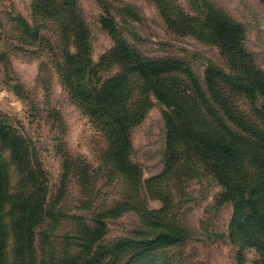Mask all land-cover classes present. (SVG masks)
<instances>
[{
	"label": "rangeland",
	"instance_id": "obj_1",
	"mask_svg": "<svg viewBox=\"0 0 264 264\" xmlns=\"http://www.w3.org/2000/svg\"><path fill=\"white\" fill-rule=\"evenodd\" d=\"M54 1H48L52 12ZM211 1L242 26L243 48L264 70V0ZM79 4L91 30L89 57L99 66V76L111 80L121 70L116 43L100 23L105 12L95 0ZM126 4L143 16L134 23L141 41L123 28L117 8ZM114 5L111 14L122 38L144 55L186 57L200 74L204 58L225 66L218 46L171 27L169 6L192 15L188 0H123ZM39 8V0H0V264H262L254 248L231 241L232 205L219 198L221 187L212 176L202 173L170 185L173 198H159L157 183H149L165 168L161 105L154 104L130 129L131 160L141 183L127 186L120 172L111 170L104 157L106 137L71 98L52 53L28 37L21 21L12 20L21 17L30 26H43ZM43 34L57 37L56 27ZM42 63L48 69L40 73ZM168 200L174 203L165 208L163 201ZM169 213L171 222L189 231V240H156L152 230L162 227L155 222ZM101 215V230L95 232L93 220ZM140 228L150 236L136 234ZM120 236L152 242L116 253L112 244L99 245Z\"/></svg>",
	"mask_w": 264,
	"mask_h": 264
},
{
	"label": "trees",
	"instance_id": "obj_2",
	"mask_svg": "<svg viewBox=\"0 0 264 264\" xmlns=\"http://www.w3.org/2000/svg\"><path fill=\"white\" fill-rule=\"evenodd\" d=\"M48 1L39 0L43 26H30L21 17L12 20L21 21L28 37L52 53L54 67L71 98L106 137L104 157L111 170L120 172L127 186L141 183L140 170L131 160L130 129L154 104L161 105L166 127L165 168L149 183H157L159 198H173L170 185H182L202 173L212 176L221 187L219 198L232 205L231 241L254 248L264 264V70L243 48L242 26L211 0H188L192 15L169 6L173 29L219 47L225 66L204 58L200 74L186 57L144 55L123 39L121 27L111 14L114 2L123 0H95L105 12L100 23L116 43L121 70L113 79L103 80L99 66L89 57L91 30L81 18L79 0H55L54 12ZM117 9L121 10L123 28L141 41L134 26L143 19L140 11L131 4ZM49 22L56 27L57 37L43 34V30L51 29ZM44 68L47 65L42 63L40 73ZM173 203L163 201V206ZM46 214L51 216L49 210ZM102 217L93 220L95 232L101 230ZM168 217L170 213L156 220L155 225L162 227L152 230L158 234L156 240H189V231ZM135 233L150 236L142 228ZM151 242L120 236L99 245L112 244L116 253Z\"/></svg>",
	"mask_w": 264,
	"mask_h": 264
}]
</instances>
